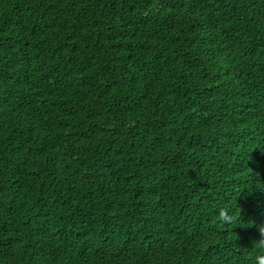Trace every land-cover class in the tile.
Masks as SVG:
<instances>
[{
	"label": "trees",
	"instance_id": "1",
	"mask_svg": "<svg viewBox=\"0 0 264 264\" xmlns=\"http://www.w3.org/2000/svg\"><path fill=\"white\" fill-rule=\"evenodd\" d=\"M262 224L264 0H0V264H256Z\"/></svg>",
	"mask_w": 264,
	"mask_h": 264
},
{
	"label": "clouds",
	"instance_id": "2",
	"mask_svg": "<svg viewBox=\"0 0 264 264\" xmlns=\"http://www.w3.org/2000/svg\"><path fill=\"white\" fill-rule=\"evenodd\" d=\"M219 215L222 221L230 222L231 218L229 215L226 214L225 210H221ZM257 230L260 234V239L256 241L255 243L261 247H264V224L260 225ZM256 264H264V255H260L256 257Z\"/></svg>",
	"mask_w": 264,
	"mask_h": 264
}]
</instances>
